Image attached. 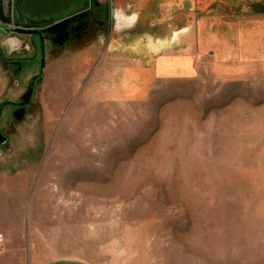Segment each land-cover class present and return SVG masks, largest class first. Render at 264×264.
<instances>
[{"label": "rangeland", "instance_id": "1", "mask_svg": "<svg viewBox=\"0 0 264 264\" xmlns=\"http://www.w3.org/2000/svg\"><path fill=\"white\" fill-rule=\"evenodd\" d=\"M108 35L47 47L24 116L3 111L0 264H264V59L157 79L173 50ZM38 72L0 60V105Z\"/></svg>", "mask_w": 264, "mask_h": 264}, {"label": "crops", "instance_id": "2", "mask_svg": "<svg viewBox=\"0 0 264 264\" xmlns=\"http://www.w3.org/2000/svg\"><path fill=\"white\" fill-rule=\"evenodd\" d=\"M238 1L110 0L121 20L107 37L112 39L120 30L130 33L136 47L143 41L152 44L150 55L173 50L153 59L157 79L193 77L197 74L196 59L201 57L210 56L221 65L262 60L264 18L238 14ZM261 4L251 2V7ZM233 10L237 13H229ZM130 51L138 53L132 47Z\"/></svg>", "mask_w": 264, "mask_h": 264}, {"label": "flooded vegetation", "instance_id": "3", "mask_svg": "<svg viewBox=\"0 0 264 264\" xmlns=\"http://www.w3.org/2000/svg\"><path fill=\"white\" fill-rule=\"evenodd\" d=\"M24 1L8 0L4 11V0H0V34L2 35L0 60L6 69H12L17 76L34 62H38L39 72L30 78L27 89L20 95L18 101L2 102L0 119L6 108L11 109L9 115L14 119L24 116V110L28 105L23 107L18 105L24 102V97L27 98L29 85L32 83L34 91L35 84L42 79L44 71L41 76L40 68L43 64L44 70L47 47L57 50L81 42L82 39L90 37L98 27L110 34L121 20V13L112 9L108 0L102 2L84 0V9L76 12H72L77 6L72 0V4H67L63 10L41 13V15L25 13ZM64 38L67 40L63 43ZM14 85H18L17 79L13 80ZM2 137L6 139L1 130L0 141Z\"/></svg>", "mask_w": 264, "mask_h": 264}, {"label": "water", "instance_id": "4", "mask_svg": "<svg viewBox=\"0 0 264 264\" xmlns=\"http://www.w3.org/2000/svg\"><path fill=\"white\" fill-rule=\"evenodd\" d=\"M74 4L77 5L72 12L81 11L84 9V0H73ZM24 11L25 13L33 14V15H41V13H50L54 12L56 10H63L67 4H72V0H25L24 1ZM19 12V11H18ZM67 38H64V41H66ZM43 64L40 68L41 76L43 74ZM29 92L27 95V98L24 97V102L19 104L18 106H27L29 105V98L33 91V85H29ZM7 105V104H5ZM22 117H16L17 120H20ZM6 141L5 138L2 137L0 141V145Z\"/></svg>", "mask_w": 264, "mask_h": 264}]
</instances>
